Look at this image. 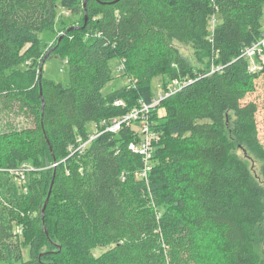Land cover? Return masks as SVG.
I'll list each match as a JSON object with an SVG mask.
<instances>
[{"label": "trees", "instance_id": "16d2710c", "mask_svg": "<svg viewBox=\"0 0 264 264\" xmlns=\"http://www.w3.org/2000/svg\"><path fill=\"white\" fill-rule=\"evenodd\" d=\"M86 8V27L47 56L66 61L63 85L43 77L44 66L40 76L41 63L36 73L40 35L55 31L59 9L81 14L83 25L84 0H0V262L264 264V145L258 105L245 102L264 68L250 71L244 55L264 35V0H88ZM174 42L191 45L203 65ZM114 60L129 84L104 95ZM161 75L180 86L149 112L156 138L144 179L143 158L129 148L141 135L102 122L151 104ZM21 117L32 127L20 128ZM28 163L35 170L23 193L12 172Z\"/></svg>", "mask_w": 264, "mask_h": 264}, {"label": "rangeland", "instance_id": "374dc122", "mask_svg": "<svg viewBox=\"0 0 264 264\" xmlns=\"http://www.w3.org/2000/svg\"><path fill=\"white\" fill-rule=\"evenodd\" d=\"M88 22V21H87ZM219 23V19L217 17L214 18V20L211 22V30H213L217 24ZM85 24V23H84ZM83 24V25H84ZM263 24H264V17H263ZM82 15H75L71 14L70 12L59 9L58 10V18L56 20V25H55V31H45L41 33L40 35V42H41V47H42V56L41 58H46L48 56V53L50 49H52L58 42H60V38L65 32L72 27H82ZM87 25V24H86ZM65 29H67L65 31ZM77 30V29H76ZM65 31V32H64ZM66 35V34H65ZM64 35V36H65ZM64 38V37H63ZM174 45L179 49L182 55H184L186 58L189 59V61L197 67L202 66L203 64L200 63L195 55V51L193 50L191 45L187 44H181L178 42H174ZM40 60L37 62L38 65L36 66V73L37 75L39 74V65L42 63ZM44 58V59H45ZM263 60L264 64V56L261 57ZM120 62L119 61H112L111 65L114 68V76L116 77L112 82H110L103 90V94L107 95L111 91L123 87L124 85L129 84V79L123 78L121 75L123 73L122 70H120ZM21 68L24 69V66ZM264 68V67H263ZM41 71V70H40ZM43 77L52 79L58 83H62L63 85H67L69 82V74H68V67L67 63L63 58H58V57H50L46 60L44 64V71H43ZM177 81V80H175ZM36 82H37V76L34 79V83L32 87H36ZM167 83L168 85V92H172L177 89V84L174 81H168L167 77L165 76H157L152 80L151 83V89H152V94L154 99H159L162 95H164V87L163 83ZM178 82V81H177ZM180 86V84H179ZM253 101L256 102L258 105V113H257V123H258V130H259V139L261 143L264 145V72L262 73L261 77L256 81V91L252 94H250L246 99L245 102ZM163 109L159 111L160 116L163 115ZM18 125L20 128H25V127H32V121L31 119H27L24 117H21L18 119ZM139 125L135 124L133 125V128L138 129ZM88 130L90 131L91 135L97 134L98 127L96 126L95 123H91L88 125ZM248 165L251 168L252 172L255 175H258L261 163L257 160H249ZM35 170L34 166L31 163L24 164L21 167L20 172H12L13 174H16V181L17 184L19 185V188L21 192L26 193L28 189V182L30 180V173ZM5 171L4 169H0V172ZM25 214L23 213L22 216ZM30 216H35L34 214H31ZM22 228L23 226L19 224V222L14 221L13 224V230L14 233L17 234L20 239L24 242L26 241V236L25 233H22ZM110 247H98L93 250V255L95 257L101 256L103 253H105ZM264 249V246H263ZM28 250L25 249L23 250V257L25 259H28ZM0 264H4L0 262Z\"/></svg>", "mask_w": 264, "mask_h": 264}, {"label": "built area", "instance_id": "2783aa9c", "mask_svg": "<svg viewBox=\"0 0 264 264\" xmlns=\"http://www.w3.org/2000/svg\"><path fill=\"white\" fill-rule=\"evenodd\" d=\"M244 55L252 60V65L250 67V71L256 72V71L263 70V66L256 64L254 62V59L256 57L261 58L264 56V35L262 36V38L258 42L253 44L251 47H248L244 51ZM119 69L122 71L124 70L123 62H121ZM174 82L177 84V86H179V83L177 81H174ZM176 90L162 95L159 99H155L151 104H146L143 102L140 108H135L129 114H127L126 116H124L122 118L114 119L111 122V124L107 125V122H105V121L102 122V125L107 126L106 131L118 132L120 130L122 124H127L135 132H137L138 134L141 135L142 141L139 144L131 143L129 148L133 152L141 155L143 158L145 167H144V170L140 176L144 179L148 178V173L150 172V170L152 168V159H153L154 151H155L153 141L156 138L155 133H153L151 131V128H150L149 112L153 108H155L163 98L175 93ZM114 104L116 106H124L125 102L123 100L119 99V100L115 101ZM134 124H135V126L137 124L139 125L137 127L138 129H135V127L133 128ZM97 135H98V133L94 134L91 137V139L95 138ZM83 146H85V145H83Z\"/></svg>", "mask_w": 264, "mask_h": 264}, {"label": "water", "instance_id": "95a60500", "mask_svg": "<svg viewBox=\"0 0 264 264\" xmlns=\"http://www.w3.org/2000/svg\"><path fill=\"white\" fill-rule=\"evenodd\" d=\"M87 1H88V0H84V8H85V24H84L82 27H72V28H69V29L65 32V34L69 33L70 31H73V30H76V29H84V28L86 27V24H87V21H88V14H87V8H86V6H87ZM65 34H63V35L61 36L60 41L63 39V37H64ZM45 61H46V58H45V59L42 61V63H41V72H40V76L42 75V68H43V66H44ZM41 96H42V93H41ZM47 203H48V199L46 200V203H45V205H44L43 211H45V208H46Z\"/></svg>", "mask_w": 264, "mask_h": 264}, {"label": "crops", "instance_id": "0c3cea01", "mask_svg": "<svg viewBox=\"0 0 264 264\" xmlns=\"http://www.w3.org/2000/svg\"><path fill=\"white\" fill-rule=\"evenodd\" d=\"M163 111V115H165V111L164 110H162Z\"/></svg>", "mask_w": 264, "mask_h": 264}]
</instances>
